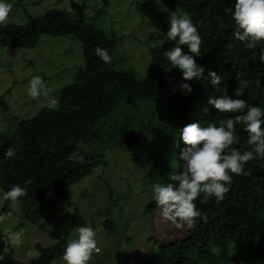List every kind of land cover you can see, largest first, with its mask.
<instances>
[{"label":"trees","instance_id":"obj_1","mask_svg":"<svg viewBox=\"0 0 264 264\" xmlns=\"http://www.w3.org/2000/svg\"><path fill=\"white\" fill-rule=\"evenodd\" d=\"M101 1L103 6L109 3V0ZM159 2L171 13H187L193 22L202 21L198 23L201 54L196 63L205 68L199 81H184L181 77L177 90L164 102V115L170 125L169 135L166 136L167 141L158 144L152 153L149 177L151 183H169L168 176L183 169L180 154L187 146L179 137L180 130L191 123L206 126L209 121L218 122L233 115L218 113L208 101L223 94L235 98L233 92L238 86V73H242V78L248 81L244 96L240 98L250 105L264 108V62L258 55V49L264 47V43L248 49L232 37L235 25L227 9L233 8L234 0ZM42 35L78 41L85 64L74 81L59 91L55 109L44 108L31 117L19 120L13 136L0 137V173L17 165L19 174L15 179L3 173L7 181L6 189L19 184L26 189V195L21 198L39 201L42 208H50L45 200L63 198L78 171L84 175L89 167L92 170L103 163V154L99 150L101 127L123 109L122 97L125 100L130 98L135 88V73L131 70H112L108 63L95 55V48L99 46L107 49L111 56L120 37L105 40L92 22H87L83 16L72 18L62 9H50L42 16L30 17L24 24L0 25V47L31 49ZM152 41L155 42L156 38L150 35L145 42L150 54L149 67L152 79L157 82L154 84L162 92L166 88L159 70L173 68L164 51L173 47L174 42L165 41L150 46ZM182 47L187 51L186 46ZM208 71L221 77L218 85L210 83ZM185 82L192 88L190 94L181 91L180 85ZM111 87L123 88V96L113 99L109 91ZM148 99V104L159 102L156 95H150ZM0 106L8 108L1 98ZM235 134L239 140L230 147L240 151L251 150L247 144V133L238 128ZM116 139L114 142L130 151H136L140 144L146 143L141 129ZM10 146L16 147V156L6 159L5 150ZM73 156L80 158V164L72 165ZM80 166L84 168L80 169ZM245 170L249 175L233 174L231 188L219 204L215 198L201 203L203 194L194 201L206 215V221H198L192 228L187 227L188 233L181 240L162 242L154 254L137 264H237L230 258V251L239 264H264V161L251 160L245 165ZM107 189L111 190L110 187ZM156 209V205L151 203L144 208L143 214L148 216ZM166 223L173 225L168 221ZM81 225L84 221L77 212L60 215L48 231L55 244L50 248L36 246L39 255L30 264H51L61 258L70 233ZM104 227L111 229L109 223ZM12 253L9 241L5 235H0V264H21Z\"/></svg>","mask_w":264,"mask_h":264},{"label":"rangeland","instance_id":"obj_2","mask_svg":"<svg viewBox=\"0 0 264 264\" xmlns=\"http://www.w3.org/2000/svg\"><path fill=\"white\" fill-rule=\"evenodd\" d=\"M9 2L13 9L5 23L24 24L30 17L42 16L54 8L67 11L72 18L85 17L102 33L101 38L121 39L111 55L109 67L135 73V88L129 99L125 100L123 88L111 87L109 90L113 99L123 96V109L101 127L99 150L103 154V163L92 170L89 167L84 175L78 171L63 198L45 200L50 208H42L41 202L31 199L19 198L17 203L4 200L2 192L7 191V181L3 173L15 179L19 174L18 166L5 168L0 173V214L9 213L0 220V235H5L8 240L10 233H21L19 244L9 242L13 257L21 264H30L39 255L36 246L52 247L55 240L48 231L65 212H77L84 225L96 231L99 251L93 253L88 264H137L154 254L162 242L181 240L188 233L186 225L169 226L158 208L148 216L143 214L147 205L155 204L152 184L160 182L151 183L149 177L152 153L158 144L167 141L169 135L164 102L177 90L182 77L177 68L159 70L166 88L161 92L152 79L150 54L145 42L150 35L156 38L150 46L166 41L171 11L164 9L159 0H109L106 6L101 0ZM84 64L82 46L68 37L42 35L31 49L0 47V98L8 105L7 109L0 106V137L13 136L19 120L49 108L45 97L33 99L28 94V84L34 75L43 78L50 96L59 98V91L74 81ZM148 93L156 95L159 102L148 104ZM137 129L144 132L146 143L140 144L136 151L125 150L114 142L119 136ZM72 158L73 166L80 164L79 157ZM107 223L111 229H105ZM76 229L67 240L75 237ZM230 258L239 264L231 251ZM51 264L64 262L61 257Z\"/></svg>","mask_w":264,"mask_h":264},{"label":"clouds","instance_id":"obj_3","mask_svg":"<svg viewBox=\"0 0 264 264\" xmlns=\"http://www.w3.org/2000/svg\"><path fill=\"white\" fill-rule=\"evenodd\" d=\"M12 9L13 4L9 0H0V25L8 20ZM227 11L231 12L235 25L232 37L244 43L248 49L264 43V0H234L233 8ZM168 22L169 30L165 39L173 41L174 46L164 51V56L173 68L181 71L184 81H199L205 72V68L196 63L202 43L198 23L202 21L193 22L187 13L180 15L176 12L169 15ZM182 46H186L187 51ZM258 50L260 61L264 62V47ZM95 55L106 64L112 59L108 50L99 46L95 48ZM242 76V73H238V86L233 92L235 98L223 94L208 101L218 113L233 115L218 122L209 121L206 126L198 123L184 126L179 132L180 139L187 146L180 154L184 162L182 171L169 175V183L158 182L151 186L152 199L162 218L177 227L186 225L192 228L198 221H206V215L194 201L203 194L201 203L215 198L219 204L231 188L233 174L247 176V162L264 161V108L250 105L247 100L240 98L248 87V81ZM207 77L212 85L221 82V77L213 71H208ZM180 88L185 94L192 92L189 83H182ZM28 94L33 99L45 97L51 109L58 106V98L49 95L40 75L30 79ZM238 128L247 133V144L251 150L240 151L230 147L239 140L235 134ZM4 155L6 159L14 158L16 147H8ZM25 195L26 189L19 184L2 192V198L13 203ZM7 215L9 213L0 214V220H4ZM75 231V237L65 243L62 261L64 264H88L93 253L99 251L96 231L87 225H81ZM8 240L12 244H19L21 233H10Z\"/></svg>","mask_w":264,"mask_h":264}]
</instances>
